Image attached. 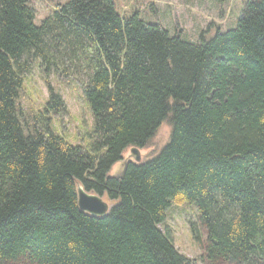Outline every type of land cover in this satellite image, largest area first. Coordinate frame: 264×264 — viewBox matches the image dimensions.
<instances>
[{
  "label": "trees",
  "instance_id": "16d2710c",
  "mask_svg": "<svg viewBox=\"0 0 264 264\" xmlns=\"http://www.w3.org/2000/svg\"><path fill=\"white\" fill-rule=\"evenodd\" d=\"M30 1L0 0V264H197L159 229L171 203L195 206L206 264H264V0L199 44L113 0H65L36 25ZM36 66L55 82L27 108ZM132 148L140 163L125 162ZM77 183L106 201L104 217L79 208Z\"/></svg>",
  "mask_w": 264,
  "mask_h": 264
},
{
  "label": "rangeland",
  "instance_id": "374dc122",
  "mask_svg": "<svg viewBox=\"0 0 264 264\" xmlns=\"http://www.w3.org/2000/svg\"><path fill=\"white\" fill-rule=\"evenodd\" d=\"M46 1V2H45ZM31 0L30 7L35 15V23L39 25L41 21L49 15L56 3H63L65 0ZM118 13L123 17H130L134 12L149 24L159 22L171 36L175 34V28L181 30V39L194 44L200 43V34L206 31L209 25L225 32L236 26L237 20L241 16L243 5L247 0H226L223 4H218L215 0H113ZM46 79L54 84V76H47L40 67H34L29 77V82H25L26 92L21 93L19 97L20 103L29 107L30 105H41L48 97ZM56 88V87H55ZM58 92L62 95L68 112L73 120L90 121L91 116L84 103L77 97L75 90L68 87H57ZM90 124V123H88ZM62 125L65 130L70 132L73 130L71 119L67 115L62 116ZM166 126L164 124L161 129ZM160 129V130H161ZM169 134V128L161 131V136L156 137L154 143L159 145V149L166 144V138ZM167 142V141H166ZM130 150L124 154L125 162L130 160ZM144 152H140L142 157ZM124 162L116 164L110 171L109 176H116L121 172ZM175 207V208H174ZM192 207V208H191ZM173 208L166 213V219L159 226L162 231H170L168 234L175 248L189 258H194L197 264H206L203 261V246L206 241V232L197 222L199 231L198 244L191 241V233L189 229V221L197 219V210L195 206L188 203L175 205L171 203ZM169 208V209H170ZM196 213V214H195ZM201 245V246H200ZM202 248V250H201Z\"/></svg>",
  "mask_w": 264,
  "mask_h": 264
},
{
  "label": "water",
  "instance_id": "95a60500",
  "mask_svg": "<svg viewBox=\"0 0 264 264\" xmlns=\"http://www.w3.org/2000/svg\"><path fill=\"white\" fill-rule=\"evenodd\" d=\"M129 158L136 163L142 161L140 151L136 148L130 149ZM76 188L78 206L83 212L95 217H104L108 213L110 207L100 196L87 193L78 183Z\"/></svg>",
  "mask_w": 264,
  "mask_h": 264
}]
</instances>
